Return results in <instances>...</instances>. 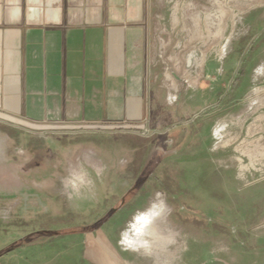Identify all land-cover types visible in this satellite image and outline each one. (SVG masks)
<instances>
[{"label": "rangeland", "instance_id": "1", "mask_svg": "<svg viewBox=\"0 0 264 264\" xmlns=\"http://www.w3.org/2000/svg\"><path fill=\"white\" fill-rule=\"evenodd\" d=\"M156 3L155 18L167 21L162 36L171 16L179 18L178 33L191 27L194 56L158 60L154 94L161 104L150 125L50 130L59 131L48 135L50 153H35L50 166L93 164L126 196L124 210L112 216L120 197L81 213L69 211L61 191L21 202L9 184L0 186V264H87L78 257V235L9 247L31 232L73 234L106 219L122 264H264V0ZM169 64L180 69L167 72ZM44 139L0 119V146L14 143L11 161L30 160ZM40 180L23 178L34 195L43 181L48 193L62 188L50 176Z\"/></svg>", "mask_w": 264, "mask_h": 264}, {"label": "crops", "instance_id": "2", "mask_svg": "<svg viewBox=\"0 0 264 264\" xmlns=\"http://www.w3.org/2000/svg\"><path fill=\"white\" fill-rule=\"evenodd\" d=\"M156 2L0 0V119L45 138L32 148V153L42 150L50 153L48 135L59 134L51 132L56 129L103 126L145 129L150 125L161 104L155 102L154 94L157 88L153 77L160 71L158 60L177 58L178 52L182 57L194 56V47L187 39L191 29L187 23L186 29L178 33V28H173L178 27V18L171 16L167 35L162 36L167 24L163 22L167 21L155 18ZM184 67L185 64L181 68ZM178 69L177 65L167 66V72ZM192 100L187 97L185 102ZM160 114L154 120L160 121ZM13 146L12 140H5L0 146V155L5 157H0V168H5L0 174L3 180L0 186L6 189L9 184L10 196L15 195L21 202L41 201L42 195L53 197L61 191L70 205L69 211L81 213L120 197L118 202L123 204L113 210L112 216L124 210L126 196L119 195L113 181L109 188L100 176V169L93 164L88 163L91 168L81 162L69 163L68 168L61 163L50 166L36 160L39 158L36 154H31L30 160L11 161L8 156H13ZM62 169L66 175L59 179L58 172ZM48 176L57 179L56 184L60 182L62 188L48 193L43 181L37 189L39 194L34 195L36 189L23 182V178L43 177L48 182ZM127 185L122 183L123 190ZM107 224L86 235H69H78L82 240L80 261L122 264L117 233L115 229L112 233L106 231Z\"/></svg>", "mask_w": 264, "mask_h": 264}, {"label": "trees", "instance_id": "3", "mask_svg": "<svg viewBox=\"0 0 264 264\" xmlns=\"http://www.w3.org/2000/svg\"><path fill=\"white\" fill-rule=\"evenodd\" d=\"M235 83H234V85H235ZM106 220H103L102 222H99V223L94 224V225L89 226V227L85 226V227L78 228V229L72 231V233L73 234L86 235L89 232H94L95 230L99 229L101 227L102 223H104V221L106 222ZM49 234H50V236H48ZM70 234H68L66 232V230L57 231V232L56 231L52 232V231L44 230V231H41L39 233L31 234L28 237H25L23 240L19 241L18 243L11 245L9 247V251H13V250H16V249H21V248H24V247H28V246H30V245H32L34 243H43V242H46L47 238H51V237H52V240L62 239V238H65V237L69 236ZM33 238H35V240H33ZM53 238H55V239H53Z\"/></svg>", "mask_w": 264, "mask_h": 264}, {"label": "flooded vegetation", "instance_id": "4", "mask_svg": "<svg viewBox=\"0 0 264 264\" xmlns=\"http://www.w3.org/2000/svg\"><path fill=\"white\" fill-rule=\"evenodd\" d=\"M2 167H3V166H2ZM3 168H4V167H3ZM3 168H0V174L3 172ZM4 169H5V168H4ZM6 172H7L6 175H8V174H9V168H8V166H7ZM8 176H9V175H8ZM9 179H10V177H7L5 180L8 181ZM5 180H4V182H6ZM0 183L3 185V180L0 179Z\"/></svg>", "mask_w": 264, "mask_h": 264}, {"label": "bare ground", "instance_id": "5", "mask_svg": "<svg viewBox=\"0 0 264 264\" xmlns=\"http://www.w3.org/2000/svg\"><path fill=\"white\" fill-rule=\"evenodd\" d=\"M242 169H243V168H242ZM143 246H146V247H147V245H146V244H144V243H143Z\"/></svg>", "mask_w": 264, "mask_h": 264}, {"label": "built area", "instance_id": "6", "mask_svg": "<svg viewBox=\"0 0 264 264\" xmlns=\"http://www.w3.org/2000/svg\"><path fill=\"white\" fill-rule=\"evenodd\" d=\"M172 17H175V18H178V17H176V16H172ZM184 18V17H183ZM179 19V18H178ZM192 19V18H191Z\"/></svg>", "mask_w": 264, "mask_h": 264}]
</instances>
